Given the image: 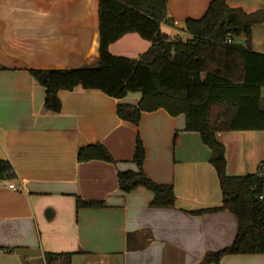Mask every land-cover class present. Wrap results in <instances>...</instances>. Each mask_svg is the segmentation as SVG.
I'll return each mask as SVG.
<instances>
[{
    "label": "crops",
    "instance_id": "crops-1",
    "mask_svg": "<svg viewBox=\"0 0 264 264\" xmlns=\"http://www.w3.org/2000/svg\"><path fill=\"white\" fill-rule=\"evenodd\" d=\"M212 1L168 0L171 23L161 24L162 34L190 39L185 22L201 19ZM226 3L259 14L252 47L264 55V0ZM98 9L99 0H0V161L10 162L16 177L0 182V247L14 250L0 254V264H45V253L73 254L72 264H202L208 253L233 245L238 222L229 211L195 214L221 207L223 197L211 151L199 133L186 132L184 115L143 113L136 126L117 108L137 106L140 94L114 99L82 89L59 92V114L44 110L45 89L30 70L96 67ZM151 46L128 34L110 53L138 60ZM139 137L146 175L174 188V208L151 207L154 194L143 187L130 194L119 188V173L138 170ZM217 140L228 176L264 171V130L218 133ZM96 144L116 162H79V151ZM78 197L103 206L77 210ZM220 264H264V255L226 256Z\"/></svg>",
    "mask_w": 264,
    "mask_h": 264
},
{
    "label": "trees",
    "instance_id": "trees-1",
    "mask_svg": "<svg viewBox=\"0 0 264 264\" xmlns=\"http://www.w3.org/2000/svg\"><path fill=\"white\" fill-rule=\"evenodd\" d=\"M100 58L94 68L30 70L45 89L44 110L59 114L60 91H98L114 99L140 94V103L119 105L120 119L138 126L143 113L165 110L171 117H186V132L199 133L211 151L209 163L215 169L222 191V206L202 210V215L229 211L238 222L232 246L208 253L202 264H220L226 256L264 255L263 167L255 174L230 177L226 173L225 148L218 133L263 131L264 55L253 50L252 29L259 14L248 15L230 8L226 0H213L205 15L185 22L186 41H170L161 32L168 19V0H99ZM128 34H138L152 46L138 60L116 57L110 46ZM243 37L244 45L236 43ZM146 150L139 137L133 162L137 171L118 174L125 194L143 187L154 194L153 208H174L172 186L150 180L144 170ZM116 161L102 144L83 148L79 162ZM14 168L0 161V182L14 181ZM103 206L77 198V210ZM13 249L0 247V254ZM73 254L45 253V264H72Z\"/></svg>",
    "mask_w": 264,
    "mask_h": 264
},
{
    "label": "rangeland",
    "instance_id": "rangeland-1",
    "mask_svg": "<svg viewBox=\"0 0 264 264\" xmlns=\"http://www.w3.org/2000/svg\"><path fill=\"white\" fill-rule=\"evenodd\" d=\"M176 39H182V40H186L187 39V35H183L180 31H176L174 32L173 37H169L170 41H175ZM243 40V38L241 37L239 41ZM133 95V94H131Z\"/></svg>",
    "mask_w": 264,
    "mask_h": 264
},
{
    "label": "built area",
    "instance_id": "built-area-1",
    "mask_svg": "<svg viewBox=\"0 0 264 264\" xmlns=\"http://www.w3.org/2000/svg\"><path fill=\"white\" fill-rule=\"evenodd\" d=\"M8 187H9V189L14 190V191L18 190V187L15 183L8 184ZM261 199L263 200V196L261 197Z\"/></svg>",
    "mask_w": 264,
    "mask_h": 264
}]
</instances>
